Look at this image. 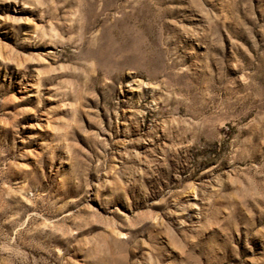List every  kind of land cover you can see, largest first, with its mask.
<instances>
[{
  "label": "rangeland",
  "instance_id": "1",
  "mask_svg": "<svg viewBox=\"0 0 264 264\" xmlns=\"http://www.w3.org/2000/svg\"><path fill=\"white\" fill-rule=\"evenodd\" d=\"M0 264H264V0H0Z\"/></svg>",
  "mask_w": 264,
  "mask_h": 264
}]
</instances>
